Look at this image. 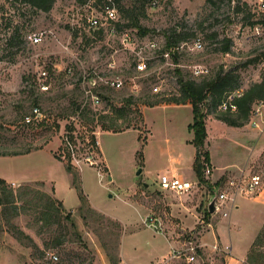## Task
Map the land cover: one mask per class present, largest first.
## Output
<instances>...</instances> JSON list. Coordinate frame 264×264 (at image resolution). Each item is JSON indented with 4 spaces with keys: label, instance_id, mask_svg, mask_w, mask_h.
I'll list each match as a JSON object with an SVG mask.
<instances>
[{
    "label": "rangeland",
    "instance_id": "rangeland-1",
    "mask_svg": "<svg viewBox=\"0 0 264 264\" xmlns=\"http://www.w3.org/2000/svg\"><path fill=\"white\" fill-rule=\"evenodd\" d=\"M106 2L107 0H86L83 3L79 0H56L49 12H42L35 11L18 0H0L1 152L47 146L54 154L61 153L56 142L60 140L62 142L66 123L82 99L83 70L98 66L99 71L104 72L107 69V58L111 55L115 56L117 70L124 71L125 83L123 88L117 89L103 83L94 87L103 98L99 108L101 111L105 109L111 111L114 107H121L131 95L129 77L135 73L134 57L130 50L124 49L120 32L112 34L107 26L101 31L87 24V17L92 15H98L105 22L102 8ZM261 2L262 0H118L116 1L118 20L115 25L119 31L132 30L139 46L149 41L165 45L168 35L174 38L186 37L187 40L200 36L204 41L202 50H187L180 55V60L185 66L179 72L184 78L201 77L200 74L199 76L193 74V65L203 66L210 73L224 66L228 69L235 68L244 79L249 78L251 82L254 79L259 80L264 71L262 66L264 33L257 34L255 25H251L252 21L264 17ZM133 14L139 16V26L133 24ZM36 32H42L43 40L40 43H32L29 39V35ZM224 37L233 40V51L229 54L217 51L214 46L217 39L221 40ZM186 39L178 43L187 41ZM70 66H74L73 73L68 72ZM157 66V63L151 65L152 69ZM43 70L47 71L46 76L41 75ZM170 75L165 72L168 85L166 87L164 85L162 87V89L165 87L164 91L159 97L154 98L150 95L155 94L151 88L154 81L151 83L139 79L140 94L126 107L131 119L130 124L137 127L139 134L147 138L143 148L142 164L138 158L134 160L133 146L135 145L137 150L140 148L137 133H106L100 137L102 149L108 151L115 180L110 182L109 177L112 175H105L103 181L109 187L106 190L105 186L100 187L98 177L93 175V185L98 192L100 203L105 204V209L121 221L95 208V211L86 213L85 219L78 208L71 211L76 224V228H73L64 214L59 221L54 222V216L46 218L39 216L42 207L36 208L34 203H28L27 200L24 202L25 205L18 202L20 212L14 215L11 210V221L33 237L39 247L37 249L23 244L15 237L5 221L3 208L0 206V264H121L119 256L121 242L129 264H146L150 259H154L156 263L164 258L159 255L160 251L157 250L159 246L164 249L170 248L168 237L177 243L179 240L180 246L190 235L194 236L197 242L202 241L201 237L206 235L210 227L201 222L190 224L193 226L191 229L185 227L178 216L172 215V210L177 207L185 210V207H193L201 215H205L206 198L209 196L207 192H210L207 184L198 185L194 188V193L189 194L170 193L159 186L160 169L172 155L182 153L185 159L182 168L186 173L192 172L190 170L192 148L186 144L190 137L187 128L191 121L189 110L183 108L180 114H174L172 110L166 108H146L143 123L141 110L144 106H149L144 104L143 100L147 97L156 100L179 93L176 80L170 79ZM42 82L47 83L49 88L43 89ZM35 106L40 107L46 118L25 124L24 116ZM256 109H261L264 120V106L258 103L254 106V110ZM89 117L84 118L85 126L81 128L83 131L91 128L96 131L100 128L101 122L97 119L93 121ZM118 122L126 125L122 119ZM247 126L245 133L250 144L249 155L237 149V146H241L238 128L217 125L216 122L209 123V146L205 148L209 152L210 162L216 168L207 176L210 182L218 178L221 166L236 159L234 162L242 168L246 166L239 173L244 171L260 175L262 185L258 192L264 189V122H260V128L250 123ZM225 136L231 139L227 140ZM110 142L112 145L120 144V149L115 146L121 150L116 151L119 152V162L111 157L116 153L109 154ZM84 152H76L77 160H72L79 174L78 162H84ZM56 159L48 150L23 156L1 157L0 172L18 178L24 174L51 175L57 181H62V191L66 189V183H69V172ZM96 159L100 162L99 155ZM140 169L142 171L138 173ZM233 173L227 170L223 181ZM187 177L195 178L192 175ZM7 182L14 189L29 183L36 191H45L52 196L54 194L52 191L54 186L50 183L42 185L38 181ZM136 184L137 187L131 189ZM258 192L254 193V196ZM74 194V190H70L69 205L75 201ZM125 196L140 207L141 220L133 208L127 205ZM223 210L228 211L229 215L226 217L221 215V222L226 224L231 216L238 219L245 232H250V238L251 232L261 226L259 212L252 201L245 203L241 210H234L233 213L228 204ZM150 214L161 219L168 237L163 232L154 236L153 229L144 223V219ZM129 219H132L130 222L132 225H126L128 232L124 234L127 231L125 224H129ZM205 219L218 222L220 216H214L213 219L205 216ZM55 236H61V244H54ZM225 240L227 242L228 234H225ZM239 242L244 243V240ZM219 243V250L215 251L211 247L212 250L204 252L206 262L200 259L201 264H231L229 255L238 258L241 255L243 244L229 254L221 250L228 244H225L224 240ZM200 253H203L202 250ZM52 254H56L58 259H54ZM154 256L156 258H153ZM235 264L250 263L246 255Z\"/></svg>",
    "mask_w": 264,
    "mask_h": 264
},
{
    "label": "trees",
    "instance_id": "trees-1",
    "mask_svg": "<svg viewBox=\"0 0 264 264\" xmlns=\"http://www.w3.org/2000/svg\"><path fill=\"white\" fill-rule=\"evenodd\" d=\"M21 3L28 5L35 11L49 12L56 0H18ZM81 3L86 0H79ZM118 1V0H116ZM133 24L139 26V16L133 14ZM264 24V17L261 20L252 21L251 25ZM121 25V24H118ZM105 27H101L103 31ZM216 36V34H214ZM212 35V37H214ZM216 38V37H215ZM214 38V39H215ZM186 39V37L174 38L171 35L167 36L165 49L172 47L177 44L180 40ZM187 40V39H186ZM216 50L224 54H229L233 51V40L229 37H224L221 40L215 41ZM250 62V61H248ZM180 71V70H179ZM178 71V87L179 93L171 97H161L156 100H152L154 96L159 97L161 93L150 94L151 97H145L143 100L144 104L154 106L161 103H191L193 106L194 119L190 124L189 128L194 133L193 144L196 147V155L193 163V168L199 183H206L209 190L212 193L216 191V188L220 185V181L211 183L205 177L206 163L210 162V155L208 150L205 148V142L208 136L206 127V118L208 114H213L216 118L224 121L230 126L241 127L248 124L253 112L254 106L261 101H264V71L261 74L259 80H253L249 82L247 86H243L242 75L235 68H224L222 66L215 72H207V74H200V78L186 79ZM199 76V75H198ZM236 90H241L240 94H236L233 98L232 103L236 105V109L233 110L231 107L221 108L223 102L226 101L231 93ZM135 95H129L126 98V102L121 107H114L111 113L96 112L90 106L81 107V102L76 105L74 114L70 117H77L76 121H70L66 123L64 129V138L60 147L61 153H55V157L64 162L67 171L72 175L73 185L76 188L79 199H80V211L83 218H87V212L95 211L91 207L87 195L84 193L80 175L75 165L72 163V149L67 144V139L73 144L75 152L86 151L87 148L92 145L95 147L98 153V145H96V135L92 133L94 128L87 131H83L81 126L84 125V118L91 116V120H98L101 122V129L113 132L124 131L129 128H137L132 126L129 121V113L127 114L126 107L133 103ZM151 99V100H150ZM122 119L126 122V125H122L118 120ZM129 122V123H128ZM25 123V122H24ZM29 124V123H25ZM82 124V125H81ZM82 129V130H81ZM88 139V140H87ZM140 148L137 150V158L142 164L144 160L143 148L147 142V138L139 134ZM27 148L21 151L12 152H1L0 156H17L27 154L33 150L42 148ZM77 147V148H76ZM99 168L103 172H107V168L100 164ZM38 183L45 185L44 181H38ZM54 192V187L52 188ZM131 192V190H127ZM34 203L33 205L42 207V211L39 212L41 218L47 216H54V222L61 219L62 214L70 222L73 228H76V224L73 220L71 211H67L63 203L56 199L55 196L43 191H36L34 187L26 183L21 185L18 189H14L4 178L0 177V206H2V213L4 215L6 223L9 225L10 231L15 237L27 246L39 248L33 237L27 234L23 229L19 228L16 224L12 223V216L10 214L13 210L14 215L20 212V206L18 202L25 205L24 202ZM207 215L210 212L207 210ZM49 220V219H48ZM54 244H61V236H55ZM247 261L250 264H264V223L253 240L248 253Z\"/></svg>",
    "mask_w": 264,
    "mask_h": 264
},
{
    "label": "built area",
    "instance_id": "built-area-1",
    "mask_svg": "<svg viewBox=\"0 0 264 264\" xmlns=\"http://www.w3.org/2000/svg\"><path fill=\"white\" fill-rule=\"evenodd\" d=\"M261 9L264 12V0L261 2ZM103 14L105 15V22L101 20V17L98 15H92L87 17V24L94 28L108 27V30L112 34H117L119 32L118 27L115 23L118 20V7L116 5V0H107L103 5ZM257 34L264 33V24H256L254 26ZM121 42L124 49L130 50L131 54L134 57L133 70L135 71L134 75L129 77L131 82L130 91L132 95L138 96L140 94V85L138 83L139 79L145 81H154L152 85V91L155 93L164 91L167 84V77L165 72L170 73V79H178L176 75V69L179 67H184V65L176 62L174 59L177 55L183 53V51H197L203 49V38L200 36L194 37L193 40H187L182 42L176 47H170L165 49V45H160L157 41H149L143 46H139L134 37L132 30H124L120 32ZM29 39L32 43H40L43 40L42 32H36L29 35ZM148 51V52H147ZM176 55V56H175ZM159 62V63H158ZM157 63V68L152 69L151 65ZM262 66L264 68V59L262 60ZM116 69V60L115 56L111 55L107 58V70L105 74H101L98 66H94L91 69H84L81 74V80L83 83V95L81 99V107L90 106L96 112H104L99 108L103 102L102 94L94 89L97 82L103 83L112 88H123L125 83L124 75H112L113 70ZM74 66L68 68V72L73 73ZM162 71L164 72L162 74ZM208 69L201 67L200 65H193V74L199 75L207 73ZM41 75L46 76L47 71L43 70ZM96 82V83H95ZM98 83V84H99ZM165 85L164 89L162 87ZM41 87L43 89H48L49 86L47 83L42 82ZM236 94H240L239 91L229 95L228 99L223 102L222 107L231 109H236V105L232 103L233 98ZM260 105L264 106V101L260 102ZM261 114V109L255 110V116ZM46 116L41 111L40 107H33L32 111L25 115L23 122L33 123L34 121H42ZM77 117H70V121H76ZM251 124L257 128H260V122L257 119H252ZM96 135V131H92ZM67 144L72 149V160H77V154L74 150L73 144L68 140ZM88 140V139H87ZM96 145L98 141L96 138ZM97 151L95 147L90 145L83 154V159L85 163L99 167L100 162H98ZM80 161V160H79ZM81 162V161H80ZM78 162V164L80 163ZM212 172V166L210 163H206L205 167V177H207ZM198 182L191 179H186L177 174H167L164 173L159 177V186L164 191H172L175 193L183 194L190 193L197 186ZM262 180L260 175L255 173H245L244 171L229 176L225 181H222L220 185L216 188L214 193H211V197H215V210L214 214H222L224 216L228 215L226 210H223L224 206L227 204H235L237 198L239 197H252L254 193L258 192L261 188ZM144 223L154 229L155 231L163 232L164 227L161 219L156 215H147L144 219ZM205 247L203 244L197 242L195 237L190 235L189 238L183 241V245L180 247H173L170 253L154 264H201L206 262L203 259L202 253L200 251ZM213 249L215 251L220 249L219 244H214ZM201 249V250H200ZM221 250L231 254L232 246L231 244L225 245ZM54 259H58L56 254H52ZM201 259V260H200ZM121 264H126L122 262Z\"/></svg>",
    "mask_w": 264,
    "mask_h": 264
},
{
    "label": "crops",
    "instance_id": "crops-1",
    "mask_svg": "<svg viewBox=\"0 0 264 264\" xmlns=\"http://www.w3.org/2000/svg\"><path fill=\"white\" fill-rule=\"evenodd\" d=\"M125 30H128V29H125ZM121 31H124V30H121ZM119 31V32H121ZM118 32V33H119ZM181 43H177L175 45H172V47H176L178 45H180ZM180 55H175V61L184 65L181 60H180ZM116 60V59H115ZM116 64H117V61H116ZM117 66V65H116ZM190 66V65H189ZM182 67H179L176 69V75H178V71L181 70ZM107 70V69H106ZM122 72H120L119 70H117V67L115 70L112 71V75H117V74H120V75H124V71L121 70ZM105 70L104 72H101V74H105ZM205 74V73H204ZM251 80V79H250ZM254 80H257V79H254ZM177 81L178 79L176 80V85L178 86L177 84ZM242 82H243V86H247L248 83L250 82L249 81V78L248 79H244L242 77ZM96 83V82H95ZM99 82H97V84L95 85V88L97 87ZM239 91V93H241V90H236L234 91L233 93ZM162 92V91H161ZM159 92V93H161ZM231 93V94H233ZM156 94V93H155ZM230 94V95H231ZM238 95V94H237ZM260 103V102H259ZM151 107H160V108H166L168 110H172L173 113L175 114H180L182 109H186L187 111L189 110V114L191 115V121L187 124V128H188V131L190 133V137L187 139V143L191 148H192V151H191V160H190V170L192 172L190 173H186L184 171V169L182 168V165L183 163L185 162V159H184V156L182 153H178L177 155H172L170 157V159L168 160V162L164 165L163 168L160 169V172L158 175H162L164 173H167V174H177V175H180L186 179H189L187 176L188 175H192L194 176L195 178L194 179H191L193 181H197L198 184L196 187H198V185H201L202 183H199L198 179H197V176L195 174V171H194V168H193V163H194V159H195V155H196V147L195 145L193 144V138H194V133L192 130H190L189 126L190 124L193 122V119H194V114H193V106L191 103H161V104H157V105H154V106H144L142 108V116H143V123H144V120H145V113H144V110L146 108H151ZM222 108V106H220ZM235 110V109H234ZM104 113H111V111L109 109H105L104 110ZM212 117V119H210ZM252 119H257L259 122H264L263 120V113L261 111V114L256 117L255 116V110L253 112V115L249 121V123L251 124V121ZM211 122H216V124L218 125H221L223 126L224 125H227V126H230L228 124H226L224 121L216 118L214 115H211V114H208L207 115V118H206V127H207V133H208V136H207V139H206V142H205V147L208 148L209 146V132H208V125L209 123ZM248 124H245L244 126H241V127H236V126H230V127H233V128H238L239 131L237 132V134H239L238 136V140L241 138V146H237L235 144V146H237V149L241 150L240 152L243 153L245 152V155L247 153V155H249V151H250V144H249V139L247 138V134L245 133L246 128L248 127L247 126ZM138 128H129L127 130H124V131H118V132H113V131H108V130H102L101 127L98 128L96 130V138H97V141H98V155H99V160H100V164L102 166H105L107 168V172H103L101 168L99 167H96V166H93V165H90L88 163H85V162H80L79 163V170H80V179H81V183H82V187H83V190H84V193L87 195L88 199H89V202L91 204V206L93 208H95L97 211L99 212H103L104 214L106 215H109L111 217H114L116 219H118L115 215H113L112 213L108 212L106 209H105V204H101L100 201H99V195H98V192L96 191V188L95 186L93 185V175H96L98 177V182L100 184V187H103L104 186L106 187V190L109 188L108 185H105L104 183V179H105V175L107 176V174H111L112 176L109 177V180L110 182H113L115 179H114V175L112 174V168H111V161L108 157V151H106L104 148L102 149L101 147V144H100V137L103 135V134H106V133H110V134H118V133H125V132H135L138 134V140H139V132H138ZM230 134V133H229ZM236 134V135H237ZM225 138L228 140L229 137L225 136ZM231 139V138H230ZM229 139V140H230ZM245 140V141H244ZM243 141V142H242ZM57 148L61 147V145L63 144L60 141H57ZM146 145V144H145ZM115 146H118L119 149H120V144H114L112 145L111 142L109 144V154L110 155H113L116 153V151H119L121 152V150L118 149V147H115ZM114 147V148H113ZM242 147V149H241ZM254 148V147H253ZM251 148V150L253 149ZM48 150L50 152V154L56 159L55 157V154L52 152V149L48 148L47 146L43 147V148H40V149H37V150H33L31 152H29L30 154L31 153H38L40 151H46ZM55 150V149H54ZM133 150H134V160H136L137 158V149L135 147V145L133 146ZM237 150V151H238ZM119 152L116 153L114 156H111L112 158H115L118 162L120 161V156L119 155ZM162 152V151H161ZM239 152V153H240ZM27 153V154H29ZM23 155H26V154H23ZM22 155V156H23ZM17 156H21V155H17ZM143 156H144V151H143ZM1 157H12V156H0ZM212 159V157H211ZM58 160L60 163H62L64 166V162L59 160V159H56ZM236 161V159L234 160ZM234 161H231L223 166H221V169H220V172L218 174V178H216L215 180H212L211 183H215L217 181H220L221 179H225V172L228 170H230V172H234L233 174L231 175H235V174H239V171H241V169H245V167H241L240 165H238V163H235ZM144 162V160H143ZM209 163V162H207ZM211 163V166H212V170L215 168V166H213L212 162ZM216 169V168H215ZM67 170V169H66ZM68 172V171H67ZM230 175V176H231ZM0 177L1 178H4L5 180L7 181H10L12 183H15V182H23V181H44L45 182V185H47L48 183L52 184L54 186V196L56 199L60 200L62 203H63V206L66 210L68 211H74L75 209H78L81 202H80V199H79V195H78V192L76 190V188L74 187L73 185V180H72V175L69 173L68 175V178H69V183H66V189H63L61 191V187L63 186L62 184V181H57L55 179V177L51 176V175H31V174H24V175H21L19 178L17 176H7V175H4L3 173L0 172ZM206 179H208V177H206ZM223 180H221L222 182ZM64 183V185H65ZM120 183V182H119ZM138 184H136V186L134 188H131V189H135L137 187ZM195 187V188H196ZM74 190L75 194H74V203H72L71 205L68 204V195L70 194V190ZM132 191V190H131ZM210 192H207L209 195L207 198H206V209L210 212L209 210V202H210V199H211V190H209ZM168 192H172V191H168ZM172 193H175V192H172ZM190 193H194V190H192ZM177 194V193H176ZM189 194V193H187ZM126 199H124L127 203V205H129L130 207L133 208V210L135 211V213L137 214L138 218H142V211L140 209V207L134 203L132 200L129 199L128 196H125ZM249 201H252L253 202V205L255 204L256 205V209L258 210V214L260 215V223H261V226L263 225L264 223V189L262 191H259L258 194L256 196H252V197H239L237 198L236 200V203L231 205V204H228L233 210H232V213L234 212V210H241V207L245 205V203L249 202ZM185 209H180L179 207L177 208H173L172 210V215L174 216H178V218L181 220V223L183 224V226L185 227H190V229L193 227H191L190 224H193L194 223H198V222H201L202 224L205 223L208 225V227H210V230H208V232L206 233V235L202 236L201 240L202 241H198L199 243L203 244L205 247H203L202 249V256H203V259L205 260V257H204V252L207 251V250H212V246L214 244H219V241L221 242V240H224L225 241V244H231L232 246V253L233 251L236 250L237 247H241V245L243 244L242 248H241V255L238 257H235V255H229V260H230V263L231 264H235L238 259L240 260H243L247 253H248V250L253 242V240L255 239L256 237V234L257 232L259 231V229L261 228L258 227L257 229L254 230V232H251L252 233V236L250 238V232L249 233H246L245 232V228L241 226V222L238 221V219H235L234 217H230L229 219H227V223L226 224H223L221 222V215L222 214H214L213 212H210V215H207V210L205 212V215H201L200 212L197 211V209H194L193 207H185ZM228 212V211H227ZM238 212V211H237ZM231 213V214H232ZM257 214V215H258ZM219 215L220 216V219L218 222L216 221H213V220H209V219H205V216L206 218L208 217H211V219H213L214 216H217ZM229 215V213H228ZM227 215V216H228ZM224 216V215H223ZM226 217V216H224ZM120 220V219H118ZM132 219H129V224H125V228H127L126 225H132L130 222H131ZM206 220V221H205ZM121 221V220H120ZM123 223V222H122ZM124 224V223H123ZM139 224V223H138ZM142 225V224H141ZM133 229V227H132ZM127 231L124 232V234L126 232H128V228L126 229ZM131 231V230H130ZM134 231V229H133ZM153 232H154V236H157V234H161L159 231H155L153 229ZM163 233L164 235L167 233L165 232V229L163 230ZM124 234L122 235V241L124 239ZM225 234H228V240L226 242L225 240ZM165 235V236H166ZM168 237V235H167ZM169 238V241H168V244L170 246V248H163L162 246H159V248L157 249L158 251H160L159 255L161 256V258L165 257L166 255H168V253H170L171 249L173 247H179L180 246V241L178 240V243L174 240L171 239V237H168ZM244 240V243H240L239 241H242ZM183 243V241H182ZM208 247V248H207ZM212 247V248H211ZM207 248V249H206ZM244 249V250H243ZM159 255L157 256V258L159 257ZM119 256L121 258V262H124L126 264H129L128 261L126 259H128V256L127 254L125 253L124 249H123V246H122V242L120 244V249H119ZM153 258H156V256H154ZM160 259V258H159ZM154 259H150L146 264H153ZM235 262V263H234ZM136 264V263H134Z\"/></svg>",
    "mask_w": 264,
    "mask_h": 264
},
{
    "label": "water",
    "instance_id": "water-1",
    "mask_svg": "<svg viewBox=\"0 0 264 264\" xmlns=\"http://www.w3.org/2000/svg\"><path fill=\"white\" fill-rule=\"evenodd\" d=\"M142 171V169H140L139 171H138V173H140ZM215 197L214 196H212L211 197V199H210V202H209V210H210V212H214V210H215Z\"/></svg>",
    "mask_w": 264,
    "mask_h": 264
}]
</instances>
